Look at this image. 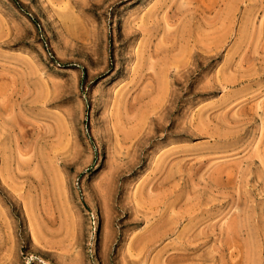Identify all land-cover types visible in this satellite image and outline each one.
Wrapping results in <instances>:
<instances>
[{
  "label": "rangeland",
  "instance_id": "1",
  "mask_svg": "<svg viewBox=\"0 0 264 264\" xmlns=\"http://www.w3.org/2000/svg\"><path fill=\"white\" fill-rule=\"evenodd\" d=\"M0 264H264V0H0Z\"/></svg>",
  "mask_w": 264,
  "mask_h": 264
}]
</instances>
